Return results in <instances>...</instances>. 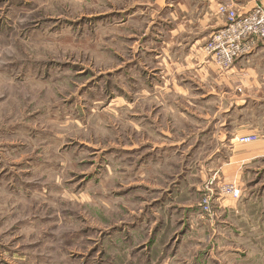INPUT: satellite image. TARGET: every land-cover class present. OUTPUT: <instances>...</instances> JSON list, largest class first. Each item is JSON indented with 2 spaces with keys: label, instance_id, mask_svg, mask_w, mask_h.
I'll return each mask as SVG.
<instances>
[{
  "label": "rangeland",
  "instance_id": "1",
  "mask_svg": "<svg viewBox=\"0 0 264 264\" xmlns=\"http://www.w3.org/2000/svg\"><path fill=\"white\" fill-rule=\"evenodd\" d=\"M130 4L0 0V264H264V131L235 179L203 186L210 214L203 155L155 170L132 148L135 101L152 94L128 64ZM250 114L237 126L262 129V106ZM151 182L177 192L155 205Z\"/></svg>",
  "mask_w": 264,
  "mask_h": 264
},
{
  "label": "crops",
  "instance_id": "2",
  "mask_svg": "<svg viewBox=\"0 0 264 264\" xmlns=\"http://www.w3.org/2000/svg\"><path fill=\"white\" fill-rule=\"evenodd\" d=\"M257 4L264 7V0H132L120 10L123 23L130 26L125 39L137 45L128 64H133L142 89L152 94L135 101L132 142L135 151L155 155L151 169H166L172 153L203 155L197 161L202 191L208 180H233L243 164L255 160L248 147L261 141L231 145L230 139L264 131V124L259 129L247 123L250 108L259 105L264 123V40L227 71L215 65L204 46L224 24L221 5L247 12ZM239 113L247 120L240 127ZM150 184L162 194L153 199L155 205L177 192V183Z\"/></svg>",
  "mask_w": 264,
  "mask_h": 264
},
{
  "label": "built area",
  "instance_id": "3",
  "mask_svg": "<svg viewBox=\"0 0 264 264\" xmlns=\"http://www.w3.org/2000/svg\"><path fill=\"white\" fill-rule=\"evenodd\" d=\"M219 12L224 16L222 27L212 33L204 50L221 70L231 68L234 62L250 55L260 41L264 40V7L257 4L247 12H240L231 5H221ZM257 139L256 135L237 138L240 143H250ZM213 181L209 183L201 200L203 213L210 214L213 208ZM226 193L239 197L241 192L231 186L223 189Z\"/></svg>",
  "mask_w": 264,
  "mask_h": 264
}]
</instances>
